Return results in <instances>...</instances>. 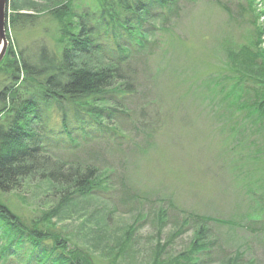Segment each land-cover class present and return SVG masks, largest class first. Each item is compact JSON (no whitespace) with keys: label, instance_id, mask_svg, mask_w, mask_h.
I'll use <instances>...</instances> for the list:
<instances>
[{"label":"rangeland","instance_id":"rangeland-1","mask_svg":"<svg viewBox=\"0 0 264 264\" xmlns=\"http://www.w3.org/2000/svg\"><path fill=\"white\" fill-rule=\"evenodd\" d=\"M263 1L255 7L250 0L179 1L175 19L131 64L136 95L126 104L123 138L90 146L95 164L112 176L110 201L53 219L57 230L89 245L86 216L110 212L116 233L135 228L133 250L117 264H152L159 246L165 245L164 260L190 252L200 225L189 215L204 216L217 220L207 224L213 245L190 264H230L238 257L242 264H264V111L255 102L260 85L248 80L255 73L264 78L253 56V10L259 14ZM48 4L9 0L8 15L16 7L33 14ZM98 5L74 0L63 19L45 13L17 31L7 23L9 48L35 56L45 45L60 53L77 17ZM259 23L264 26L262 16ZM8 84L0 72V93ZM43 187L32 180L4 198L16 214L43 223L56 201ZM96 264L107 263L98 258Z\"/></svg>","mask_w":264,"mask_h":264},{"label":"trees","instance_id":"trees-1","mask_svg":"<svg viewBox=\"0 0 264 264\" xmlns=\"http://www.w3.org/2000/svg\"><path fill=\"white\" fill-rule=\"evenodd\" d=\"M48 1L33 14H22L16 7L9 25L15 31L26 29L45 13L60 20L74 4ZM179 1L98 0L97 9L77 17L74 33L60 53L45 45H39L35 56L8 48L0 64L10 82L0 93V264H96L98 258L117 264L133 250L135 228L116 233L120 230L110 212L86 216L85 226L92 234L86 246L83 238L65 235L52 221L82 212L94 201H110L112 176L95 164L90 146L123 138L126 104L136 95V86L129 81L131 64L175 19ZM258 1L250 0L251 6ZM253 11L258 37L253 56L264 67V26L259 23L264 9L259 14ZM255 74L248 80L260 85L255 102L264 111V78ZM62 151L68 157L60 156ZM32 180L41 182L56 200L43 214V223L16 214L4 198ZM189 218L200 225L191 251L164 260L165 245L159 246L152 264H190L195 254L213 245L207 224L217 220ZM239 259L231 258L230 264H242Z\"/></svg>","mask_w":264,"mask_h":264},{"label":"water","instance_id":"water-1","mask_svg":"<svg viewBox=\"0 0 264 264\" xmlns=\"http://www.w3.org/2000/svg\"><path fill=\"white\" fill-rule=\"evenodd\" d=\"M8 5L9 0H0V64L9 48V41L6 36L7 23L9 25Z\"/></svg>","mask_w":264,"mask_h":264}]
</instances>
